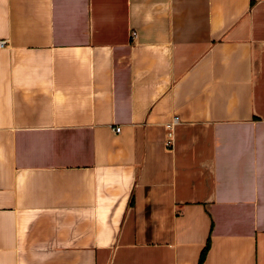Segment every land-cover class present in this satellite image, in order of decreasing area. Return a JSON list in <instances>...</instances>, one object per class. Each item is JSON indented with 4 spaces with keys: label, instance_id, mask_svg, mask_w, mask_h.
<instances>
[{
    "label": "crops",
    "instance_id": "1",
    "mask_svg": "<svg viewBox=\"0 0 264 264\" xmlns=\"http://www.w3.org/2000/svg\"><path fill=\"white\" fill-rule=\"evenodd\" d=\"M1 39L0 264H264V0H0Z\"/></svg>",
    "mask_w": 264,
    "mask_h": 264
},
{
    "label": "built area",
    "instance_id": "2",
    "mask_svg": "<svg viewBox=\"0 0 264 264\" xmlns=\"http://www.w3.org/2000/svg\"><path fill=\"white\" fill-rule=\"evenodd\" d=\"M4 42V40H0V45ZM170 130L168 131V137L165 139V142L168 146H171L173 144V131H172V126H169ZM114 129L116 131H119L121 127L119 125H115Z\"/></svg>",
    "mask_w": 264,
    "mask_h": 264
},
{
    "label": "trees",
    "instance_id": "3",
    "mask_svg": "<svg viewBox=\"0 0 264 264\" xmlns=\"http://www.w3.org/2000/svg\"><path fill=\"white\" fill-rule=\"evenodd\" d=\"M203 255H204V254H202V257H203ZM202 257H201V258H202Z\"/></svg>",
    "mask_w": 264,
    "mask_h": 264
}]
</instances>
